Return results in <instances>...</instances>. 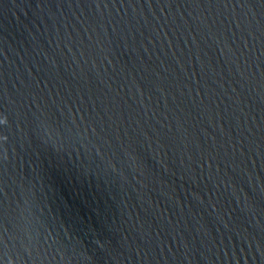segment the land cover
Here are the masks:
<instances>
[{
    "label": "water",
    "instance_id": "obj_1",
    "mask_svg": "<svg viewBox=\"0 0 264 264\" xmlns=\"http://www.w3.org/2000/svg\"><path fill=\"white\" fill-rule=\"evenodd\" d=\"M0 264H264V0H0Z\"/></svg>",
    "mask_w": 264,
    "mask_h": 264
}]
</instances>
